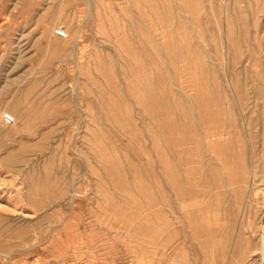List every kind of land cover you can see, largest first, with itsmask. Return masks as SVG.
Here are the masks:
<instances>
[{
	"label": "rangeland",
	"instance_id": "obj_1",
	"mask_svg": "<svg viewBox=\"0 0 264 264\" xmlns=\"http://www.w3.org/2000/svg\"><path fill=\"white\" fill-rule=\"evenodd\" d=\"M263 243L264 0H0V264Z\"/></svg>",
	"mask_w": 264,
	"mask_h": 264
},
{
	"label": "built area",
	"instance_id": "obj_2",
	"mask_svg": "<svg viewBox=\"0 0 264 264\" xmlns=\"http://www.w3.org/2000/svg\"><path fill=\"white\" fill-rule=\"evenodd\" d=\"M57 33L60 36H67V32L64 29H58L57 30ZM3 119H4V122L7 125H12V124H15L16 123V117L14 116V114H12L10 112L4 113Z\"/></svg>",
	"mask_w": 264,
	"mask_h": 264
},
{
	"label": "bare ground",
	"instance_id": "obj_3",
	"mask_svg": "<svg viewBox=\"0 0 264 264\" xmlns=\"http://www.w3.org/2000/svg\"><path fill=\"white\" fill-rule=\"evenodd\" d=\"M263 245H264V243H263ZM263 252H264V246H263ZM263 256H264V253H263ZM205 261V260H204Z\"/></svg>",
	"mask_w": 264,
	"mask_h": 264
}]
</instances>
